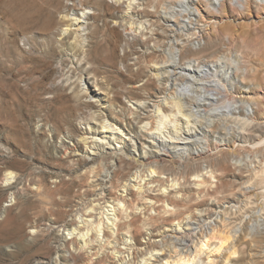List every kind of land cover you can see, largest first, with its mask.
<instances>
[{
  "label": "rangeland",
  "instance_id": "obj_1",
  "mask_svg": "<svg viewBox=\"0 0 264 264\" xmlns=\"http://www.w3.org/2000/svg\"><path fill=\"white\" fill-rule=\"evenodd\" d=\"M27 1L0 0V264H264V6L250 3L247 12L228 0L219 11L206 5L213 0H48L54 14L81 1L94 10L88 66L72 37L59 39L56 22L53 35L42 24L22 26ZM215 26L218 44L205 49ZM183 45L195 49L185 61L223 57L229 73L218 78L231 92L226 99L244 95L251 103L248 112L214 115L229 141H207L202 159L194 144L164 159L149 152L142 164L140 150H126L107 131V144L89 147L95 159L75 155L86 152L82 121L93 107L80 96L82 76L110 91L164 100L176 94L174 81H164L151 61H170ZM119 103L127 119L134 116L129 103ZM109 144L121 148L122 166H106Z\"/></svg>",
  "mask_w": 264,
  "mask_h": 264
},
{
  "label": "bare ground",
  "instance_id": "obj_2",
  "mask_svg": "<svg viewBox=\"0 0 264 264\" xmlns=\"http://www.w3.org/2000/svg\"><path fill=\"white\" fill-rule=\"evenodd\" d=\"M30 1L31 2H24L22 5L24 6V11L22 12L23 14L20 13L21 17H19L20 23L23 24L22 26L28 27L30 25L34 26V24H39L40 26V24H42L45 28L50 29V33L53 35V24L56 22L57 26H55V31L57 32L59 39L66 36L72 37L70 43L74 46L76 51L80 52V63L83 62V64L89 66L91 63L90 57H92L90 54L91 50L89 39V33L92 28L89 30V27L95 18L94 10H91V7L86 5L87 3L84 5L81 1L79 5L82 6H80V8H71L67 3L65 4L66 8L63 6L64 9L54 14L52 10L53 3L51 5V1ZM228 1H230V3L238 9V11H251L249 10L251 7L250 3L259 5L256 0ZM259 1H263L259 6H264V0ZM225 4L226 0H213L211 4L208 3L206 5L212 7L214 11H219L221 5L225 7ZM180 6L181 8L190 11L192 16L195 15L197 18L199 17L202 20H208L206 19V15L202 13L203 10L200 11V9L193 8L192 6L189 7L186 2H181ZM206 9L207 8L204 10ZM215 27L216 28H214L211 33L212 35L209 37L210 44L205 49L213 48L218 44L221 32L217 26ZM200 35H202V33ZM194 50L195 49H192V47L183 45L178 52L174 51V54L172 55L173 57L170 61L164 62L163 64L156 60L151 61L155 70H164V81H174L173 87L176 89V94L173 93V95H168L164 98V100L159 98L160 95L157 96L158 93L145 94L141 98H136L129 93L130 90L127 88H123L121 90L122 92H117L112 89L110 91V88H105L101 85V83L99 84L97 80H95L97 78L93 81L92 77L90 75H86L85 73L80 81V96H82L83 102L88 105L90 104L94 108L91 107L92 109H90L87 116H85V119L82 121V123H85L89 129V135L84 138L81 137V140H83L81 142L82 144H85H83V146L86 147V152L82 150L83 152L75 153V155L81 158L86 157L88 160L95 159L94 157H97L99 153L97 151H92L89 147H92L91 144H105L108 139L104 133L107 131L112 132L110 135L112 138L111 140L121 141L126 150L128 148L132 151H135L136 149L140 150L138 155L140 156V162L142 164L150 162L151 156L149 152L156 151V156L164 159V155L171 156V154H182L185 152V149H188L194 144H200L201 153H198V155L199 158L202 159L206 157V151L210 147V143H208L209 141H227L229 138L227 137L226 132L220 128V125L214 122V115L217 113L221 114L223 112H231L233 109L238 108L248 112L250 110L249 107L251 103L244 98V95L243 98L239 99V101L237 100L239 103L233 99H226L231 92L226 84L221 82L218 78L219 75H223V77L226 78L227 73H229V69L227 67L228 65L223 57L205 61L202 64L199 63V59L197 57H193L191 61H185L186 57L193 56L195 54ZM115 58V52L112 50L111 59L114 60ZM180 78H184V80L177 83V79ZM163 85L165 84L163 83ZM162 89L164 90V88ZM244 91L248 92L250 90L245 89ZM120 97L124 103H129L128 106L133 108V110L131 108L130 109L133 111L132 113H134V116H130V119H127L126 111L119 103L122 102ZM162 101L166 104L163 107L161 106ZM262 123L257 120V122H255L256 128H262ZM181 124L184 125L183 130L179 131L181 126L178 127V125ZM171 125L174 127V130L168 131L169 133L166 134V136H161V131L171 128ZM244 138L245 137H239V140L243 141ZM60 139V141L64 140L63 137ZM261 143L262 142L259 141L252 145L258 146ZM162 146L165 147L164 151L156 150L154 148L157 147L160 149ZM118 147L115 145L111 146L110 144L107 145L108 150L106 153L109 156V161L106 166L111 169L116 168L118 165L122 166V158L124 156H120V153L122 152L121 148L119 149ZM146 148L148 150H146ZM89 152L90 154L88 155ZM208 171L211 172L209 169ZM199 176H201V174H196L198 179ZM213 248H216V245ZM36 264L48 263L42 261Z\"/></svg>",
  "mask_w": 264,
  "mask_h": 264
},
{
  "label": "built area",
  "instance_id": "obj_3",
  "mask_svg": "<svg viewBox=\"0 0 264 264\" xmlns=\"http://www.w3.org/2000/svg\"><path fill=\"white\" fill-rule=\"evenodd\" d=\"M259 4H261L263 1L256 0Z\"/></svg>",
  "mask_w": 264,
  "mask_h": 264
}]
</instances>
